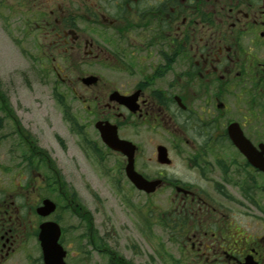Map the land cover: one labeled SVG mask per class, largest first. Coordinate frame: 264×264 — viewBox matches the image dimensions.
I'll return each instance as SVG.
<instances>
[{
  "label": "flooded vegetation",
  "instance_id": "af4514ba",
  "mask_svg": "<svg viewBox=\"0 0 264 264\" xmlns=\"http://www.w3.org/2000/svg\"><path fill=\"white\" fill-rule=\"evenodd\" d=\"M0 23L53 79L69 130L98 161L114 157L145 201L128 248L154 239L160 256L114 248L113 230L62 188L21 97L0 85V264H44L38 235L51 220L66 264H264V0H0ZM109 125L154 190L128 180L130 157L100 134ZM58 193L80 224L62 227L58 206L38 212Z\"/></svg>",
  "mask_w": 264,
  "mask_h": 264
},
{
  "label": "rangeland",
  "instance_id": "374dc122",
  "mask_svg": "<svg viewBox=\"0 0 264 264\" xmlns=\"http://www.w3.org/2000/svg\"><path fill=\"white\" fill-rule=\"evenodd\" d=\"M15 41V35L6 33L0 23L2 91L13 97L19 96L23 100L26 121L31 122L29 125L37 132L40 146L47 149L54 161L62 188L67 189L69 195H74L77 202L92 213L96 228L103 224L105 228L113 230L110 240H114L115 249L122 251L125 257L136 254V251L131 252L128 245L138 239L137 229L140 218L143 216L145 201L133 198L130 189L123 183V174L119 176L118 172L114 173L111 162L115 159L114 157L98 161L85 149L84 135L76 134L77 131L72 127L73 132L69 130L61 112L55 110L52 102L51 95L55 93L53 79H47L43 76V72L33 69V56H28L21 51ZM93 72L98 73L104 80L109 79L112 74L100 69ZM57 89L63 91L61 86ZM43 194L47 195L45 190L41 191V195ZM51 197L58 204L56 216L60 219L62 227H75L80 224L78 219L64 209L66 202L59 193ZM154 201L159 204V200L153 199V204ZM107 219L111 220L110 223ZM72 234L76 235L77 232ZM31 242L34 243V239ZM138 248L141 251L140 254L135 255L138 258L132 256L136 261H144L147 260V256H152L153 261L160 262V256L156 252L158 245L154 239L141 242ZM165 250L169 253V258L172 256L175 260L177 249L168 247ZM91 256L96 259L94 252ZM167 261L168 264H172L170 260Z\"/></svg>",
  "mask_w": 264,
  "mask_h": 264
},
{
  "label": "water",
  "instance_id": "95a60500",
  "mask_svg": "<svg viewBox=\"0 0 264 264\" xmlns=\"http://www.w3.org/2000/svg\"><path fill=\"white\" fill-rule=\"evenodd\" d=\"M96 80L95 76H89L83 79L86 83H91ZM114 96H118L114 94ZM112 130H109L107 126L99 127L100 134L103 140L113 149L120 150L126 155H128L129 161L126 166L127 177L140 189L146 191L154 190L156 181H147L137 172L134 171L132 164V149L128 148L129 142L120 140L117 135L114 126ZM161 152V151H160ZM163 156V153H160ZM56 205L49 199H44L41 207L38 208V212L42 215H47L55 209ZM60 235V227L58 223L54 221L43 222L40 225L39 241L42 248L44 264H66L63 260L65 252L62 250L58 243V238Z\"/></svg>",
  "mask_w": 264,
  "mask_h": 264
}]
</instances>
